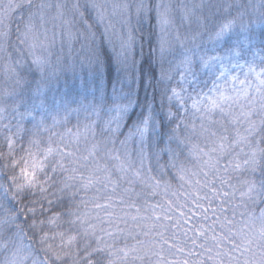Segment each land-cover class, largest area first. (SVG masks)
Wrapping results in <instances>:
<instances>
[{
	"label": "snow or ice",
	"instance_id": "snow-or-ice-1",
	"mask_svg": "<svg viewBox=\"0 0 264 264\" xmlns=\"http://www.w3.org/2000/svg\"><path fill=\"white\" fill-rule=\"evenodd\" d=\"M0 264H264V0H0Z\"/></svg>",
	"mask_w": 264,
	"mask_h": 264
},
{
	"label": "trees",
	"instance_id": "trees-1",
	"mask_svg": "<svg viewBox=\"0 0 264 264\" xmlns=\"http://www.w3.org/2000/svg\"><path fill=\"white\" fill-rule=\"evenodd\" d=\"M249 43L252 44V45H258L259 44V40L257 38V39H253L251 41H248V42H246L245 47H247ZM261 52H262V49L261 48H259V47H253V52H252L251 55H247V59L249 61H251L254 58L255 59H259V55L261 54Z\"/></svg>",
	"mask_w": 264,
	"mask_h": 264
}]
</instances>
